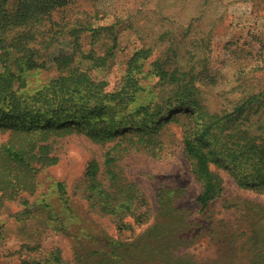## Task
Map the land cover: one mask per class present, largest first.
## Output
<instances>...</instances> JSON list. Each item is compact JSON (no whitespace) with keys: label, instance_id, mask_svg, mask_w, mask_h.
<instances>
[{"label":"trees","instance_id":"16d2710c","mask_svg":"<svg viewBox=\"0 0 264 264\" xmlns=\"http://www.w3.org/2000/svg\"><path fill=\"white\" fill-rule=\"evenodd\" d=\"M195 1L199 14L186 30L179 10L162 14L143 1L140 13L153 23L158 38L144 42L141 29L130 22L125 29L133 30L128 38L134 47L126 51L120 77L111 85L99 73L114 62L128 20L97 10L68 11L70 0H0V203L13 202L29 215L39 174L58 165L71 146L85 152L71 196L107 221L116 236L71 223L70 233L82 247L75 252L76 264L161 263L158 252L181 245L165 225L172 228L183 219L174 204L185 190L161 191L154 208L125 171L124 160L132 154L161 159L178 152L198 187L194 202L200 213L223 195L221 170L238 188L264 195V85L239 71L238 97H226L219 109L205 103L203 89L215 78L207 76L211 36L198 23L206 20L204 8L212 0ZM102 34L111 40L104 53L83 50L82 37L93 46ZM61 39L70 40V49L60 51L51 67L39 61ZM263 63L249 71L263 70ZM55 186L72 213L65 184ZM163 216L176 221L163 223L158 219ZM251 216L253 210H246L244 217ZM52 228L69 231L62 222ZM222 229H229V236L222 235L221 245L234 247L245 237L241 249L248 264H264L261 242L249 226L246 232L234 224ZM211 230L216 235V227ZM51 263L66 264L60 256ZM20 264L40 263L27 257Z\"/></svg>","mask_w":264,"mask_h":264},{"label":"rangeland","instance_id":"374dc122","mask_svg":"<svg viewBox=\"0 0 264 264\" xmlns=\"http://www.w3.org/2000/svg\"><path fill=\"white\" fill-rule=\"evenodd\" d=\"M143 1L152 2L148 6H154L155 10L162 14L179 10L180 20L185 25L184 30L188 21L199 14L198 3L195 0H70L68 11L97 10L108 15L115 13L117 17L128 20L118 36L114 62L110 63L106 71L99 73V76L110 81L111 85L120 77L123 61L126 59L125 54L127 53L128 56L130 49L134 47L132 39L128 38L133 30L125 29L128 24L131 22L134 24L133 29H141L144 42L158 38L159 34L153 23L140 13ZM208 3L204 8L206 20L198 25L207 29L211 36V56L207 76L215 78V81L209 88L203 89L204 100L205 103L214 106V109H219L226 97L234 100L239 96L242 90L238 87L239 82L236 78L239 71L247 73L252 83L258 84L259 87L264 85V68L249 71L260 62H264V0H212ZM181 5L183 7L178 8ZM151 29L154 31H150ZM104 37L105 35L102 34L100 40L93 46L90 45V38L82 37L83 50L87 52L93 48L97 54L104 53L105 45L111 42ZM158 43L161 44L160 41ZM69 49L70 40L61 39L56 46L41 53L38 59L46 61L51 67L54 57L60 51ZM85 156V152L76 146H71L58 165L39 174L37 192L31 199L34 205L29 215L21 214L23 208L13 202L0 203L2 232L0 264H20L21 260L27 257L40 264H52L51 259L54 256H60L61 261H65L66 264H76L75 252L78 249L81 251L82 247H78L75 236L70 233L74 230L70 226L71 223H75L76 227L89 226L96 234L116 236L115 230L107 221L88 213L85 202L71 196L70 186L81 175ZM124 164L127 175L146 193L154 208L159 207L156 202L161 191L185 190L174 204L177 213L184 216L183 219L177 216L179 221L177 222L174 219L164 218L166 216L158 218L164 221L163 223H169L168 220L176 221L172 228L170 225L165 226L172 230L174 236L172 240H176L175 237L179 238L181 245H175L173 248L168 245L165 252H158L163 253L160 256L164 259L163 262L157 263L150 259L145 264H248L249 256L242 245V242L245 243V237L238 239L234 247L221 245L225 235L229 236V229H222V224L223 227L234 224L245 232L249 226L257 233L256 236L264 250V195L238 188L230 176L221 170L219 172L224 181L223 195L207 212L200 213L194 202L198 187L186 160L178 152L161 159L132 154L124 160ZM57 182L65 184V196L72 213L65 210L66 206L55 186ZM45 205H49L50 210L45 208ZM172 210L169 212L176 214ZM246 210L248 212L253 210L251 218L244 217ZM19 213L21 215H18ZM61 222L65 227H69L67 233L53 230L52 227H59ZM251 222L254 224L253 227L250 225ZM218 225L221 226L220 231H217ZM213 227H216V235H212ZM81 233L82 230L76 232L79 238H82ZM169 241L171 245V240Z\"/></svg>","mask_w":264,"mask_h":264}]
</instances>
